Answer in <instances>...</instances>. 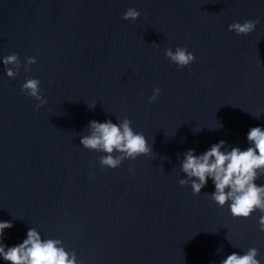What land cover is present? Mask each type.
Masks as SVG:
<instances>
[{
  "label": "water",
  "instance_id": "95a60500",
  "mask_svg": "<svg viewBox=\"0 0 264 264\" xmlns=\"http://www.w3.org/2000/svg\"><path fill=\"white\" fill-rule=\"evenodd\" d=\"M129 8L136 21L123 19ZM247 20H259L252 33L229 31ZM177 47L195 61L173 64L165 50ZM11 54L22 65L15 79L2 63ZM29 78L40 81L42 107L21 94ZM123 119L152 152L102 168L105 154L84 149L81 137L90 121ZM253 127L264 129V0H0L7 247L35 229L78 264H221L249 248L264 264L258 211L233 218L211 199V179L198 195L191 181L179 184L186 152L221 141L222 151L245 150Z\"/></svg>",
  "mask_w": 264,
  "mask_h": 264
},
{
  "label": "clouds",
  "instance_id": "9594fccd",
  "mask_svg": "<svg viewBox=\"0 0 264 264\" xmlns=\"http://www.w3.org/2000/svg\"><path fill=\"white\" fill-rule=\"evenodd\" d=\"M139 15L137 10L129 8L123 19L136 21ZM258 23L259 20H247L243 24L236 22L229 25V31L246 36L255 30ZM165 56L180 68L195 61L194 55L182 47H177L175 51L166 49ZM2 63L7 77L15 79L22 67L18 56L8 55L3 58ZM26 63L32 65L36 60L28 58ZM21 94L39 101L38 108L46 103L42 99L38 79H27L22 85ZM159 95L160 89L156 88L149 103H155ZM247 141L250 146L245 150L234 147L230 151H222L225 147L224 141L214 144L210 150L199 156L189 150L181 163V170L188 179H181L179 184L184 187L191 181L193 194L198 195L211 179L215 187V191L209 194L211 199L221 208L227 204L235 219H248L258 211L261 214L259 230L264 232V185L255 183L257 179L264 177V129L251 128ZM80 144L86 150L104 153L100 158V165L105 169H116L125 160H135L152 152L144 135L134 132L128 119L119 123L111 120L103 123L90 121L89 134L81 137ZM12 227L11 222H0V258L6 264H78L76 254L66 251L60 240H43L35 229L28 230L27 238L22 243L7 247L2 242L3 235L6 229ZM258 255L256 248H249L242 255H228L221 264H260Z\"/></svg>",
  "mask_w": 264,
  "mask_h": 264
}]
</instances>
